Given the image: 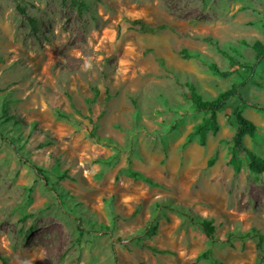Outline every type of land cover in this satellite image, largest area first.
I'll use <instances>...</instances> for the list:
<instances>
[{"label": "rangeland", "instance_id": "374dc122", "mask_svg": "<svg viewBox=\"0 0 264 264\" xmlns=\"http://www.w3.org/2000/svg\"><path fill=\"white\" fill-rule=\"evenodd\" d=\"M135 19L166 27L139 32ZM203 36L251 64L239 40L264 42V0H0L7 264H264L256 239L240 237L264 236V174L234 171L228 120L236 107L258 126L242 145L264 157V57L252 73L232 69ZM243 79L245 103L229 99L217 132L187 138L206 112L193 111L186 84L212 99ZM93 124L112 143L90 137Z\"/></svg>", "mask_w": 264, "mask_h": 264}, {"label": "trees", "instance_id": "16d2710c", "mask_svg": "<svg viewBox=\"0 0 264 264\" xmlns=\"http://www.w3.org/2000/svg\"><path fill=\"white\" fill-rule=\"evenodd\" d=\"M132 23L138 24L139 32H147V33H154L157 30L164 29L165 25H157V26H149L147 23L140 19L132 20ZM202 40L207 41L211 44H213L216 49L222 53L225 58L227 59L230 68H234L236 66H241L245 70H247L249 73H252L254 71V68L260 64L264 57V42H261L259 40H255L252 43L246 42V40L241 39L239 42L242 45L249 46L254 51V61L251 64L248 63H241L239 60H237L233 55L225 51L223 48L219 46V43L217 39L211 37V36H203L201 37ZM233 48V47H232ZM235 49V48H233ZM236 51V50H235ZM181 54L184 58L189 57H196V58H202L201 54L198 51H187L186 49L181 50ZM209 69H211L214 73L219 75L220 77H227L231 70H225L221 69L217 66V64L213 61L208 63ZM247 80L243 79L239 83L234 82L231 83V85L223 90L220 91L215 97L212 99H204L202 95L197 91L194 84L188 82L186 86L188 87V99L192 103V108L194 112H206V116L203 117L198 123H196L192 130L188 133L187 138L192 137L193 135H197L199 137L200 142H203L206 136V133L211 131L212 133H215L218 131L219 125L217 122V112L229 101L231 98H238L242 103H245L244 99L241 98V93L238 90L240 86H242ZM108 97V95H105ZM88 104L90 101L87 102ZM63 118H69V114L62 113L60 114ZM228 120L232 122L234 125V134L231 138V156L229 159L230 164L232 165L235 172L239 171L241 166H244L249 172L253 174H264V157L261 155L255 153L254 151L244 148L242 145L243 138L245 136H253L254 133L257 131L258 126L252 122L251 120L247 119L243 116L241 111L238 108H233L232 113L228 116ZM89 136L97 140L98 142H102L105 144L112 143L110 139H100L96 133H95V124L88 130ZM237 151H240L242 156H239L237 154ZM213 159L208 160V165L212 163ZM36 167V166H35ZM36 171L43 177L46 184H48L49 179L44 176L42 173V170L40 168H35ZM132 175L134 176H141L145 180H147L150 183H155L154 180L151 178L144 176L143 174H140L139 172L132 171ZM171 208V207H169ZM172 209V208H171ZM185 215L189 216L192 219V216L187 211H184ZM196 223L202 228L204 231L205 236L211 241H216L214 237V226L212 225V221L207 218H198L195 220ZM233 234H229L228 236H232ZM240 237H249V238H255L256 239V247L258 251L260 252L259 257L261 261L264 262V257L261 253L262 251V242L264 239V236L255 228H251L249 231L240 234ZM155 249V248H154ZM156 250V249H155ZM159 252H167V250L160 249ZM209 254V250L204 251L201 254L202 258H207ZM0 264H7L6 259L2 256H0Z\"/></svg>", "mask_w": 264, "mask_h": 264}]
</instances>
